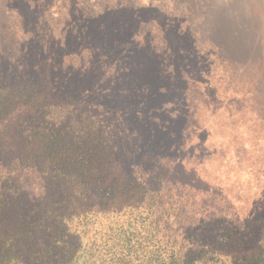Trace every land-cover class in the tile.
I'll list each match as a JSON object with an SVG mask.
<instances>
[{"label": "trees", "instance_id": "obj_1", "mask_svg": "<svg viewBox=\"0 0 264 264\" xmlns=\"http://www.w3.org/2000/svg\"><path fill=\"white\" fill-rule=\"evenodd\" d=\"M12 1L15 56L0 55V264H264V134L254 112L229 113L215 100L203 104L217 105L209 114L218 128L172 121L164 53L151 41L159 31L147 32L149 54L118 43L128 26L112 16L134 0L102 10L97 0ZM204 30L221 37L216 26ZM187 31L168 26L181 41L176 57L166 55L171 77L197 64ZM213 52L232 64L223 44ZM126 55L147 56V78L120 63ZM181 60L191 64L171 65ZM137 81L144 86L130 95ZM183 98L174 104L185 109Z\"/></svg>", "mask_w": 264, "mask_h": 264}, {"label": "rangeland", "instance_id": "obj_2", "mask_svg": "<svg viewBox=\"0 0 264 264\" xmlns=\"http://www.w3.org/2000/svg\"><path fill=\"white\" fill-rule=\"evenodd\" d=\"M149 1L152 6H148L146 0H134L133 5L135 8L130 10L128 8L132 6L131 2L126 7L121 5L122 8L119 7L118 12H115V15L112 17H118L124 29L125 26H128L125 34L117 35L118 43L120 39V42L125 46L126 44L131 45V47L139 46L147 54H149L150 43V40L147 38L148 30L150 28H156L159 31V34L154 38L152 37L153 39L151 41H155L156 48L164 53L161 59L163 63L161 68L165 71V76L160 79L164 84L170 85L168 86V90L171 94L170 96H166L165 103L168 108L174 110V112L170 113L174 119L172 121L177 122L178 120L176 119L180 118L181 120L178 124H184L187 121L186 119H188L189 123L193 124L194 121L199 120L203 123H210L215 128H218L219 125H216L213 116L209 114L217 105L213 106L214 103L211 105L203 104L218 100L223 103L221 105L222 108L230 107L228 108L229 113L233 105H236L234 106L236 113L239 112V107L248 106L254 112L255 120L259 123V129L264 134V124H262L264 123V85L251 83L254 78H258L259 76L264 78V0H195V5L192 6V8L196 7L197 10L195 9V11L190 7H177L181 4L180 0ZM111 3L114 4L113 1ZM15 4L12 0H0V55H3L9 50L11 54L10 58L15 56L12 47L16 42V35L13 36L11 31L17 26V22H14V20L20 14L19 8L17 7L16 9ZM92 4L97 10L105 8L103 5H106V7L112 6H108V0H97ZM239 7L241 8L239 9ZM235 9L240 10V21L244 27L239 33L233 32L235 26L233 10ZM174 11L176 12L175 14H173ZM9 13L13 15V20ZM191 13L193 15L189 16ZM173 16L178 17V19H176L177 21L174 24H171V18ZM198 17L201 18V21H198ZM8 18L11 23H6ZM254 21L259 23H254ZM206 24L216 26V30L221 32V37L211 39L209 38L210 35H205L204 26ZM247 24H250L249 27H247ZM178 25L183 26V29H188L185 33L188 35L190 42L192 40L196 45L192 54L197 53V55L193 56L195 61L197 60V64L190 67V72L185 69V72H187L186 76L179 75L178 73L175 77H171L169 75L173 73L170 72L171 70H168L171 66L166 59V55L168 57L170 55L176 57L174 52L181 46V41L175 39V43H173L171 39L172 34L168 32V26L174 27ZM206 29L209 30L208 27ZM185 33L181 37H185ZM221 43L226 52V59H230L232 64L225 60L218 61L217 56L213 52L214 45H222ZM120 45L122 46V44ZM144 46L145 49L143 48ZM122 48L125 47L122 46ZM86 49L88 50L87 52L90 51L88 48ZM128 57L130 56H123L120 63H128L127 65L131 66L138 73L139 69L142 68L141 72L147 78V64H140V62H143V58L147 60V56H133L129 61H123ZM199 59L206 60L205 64L201 65ZM182 61L171 63V65H181L184 67V64H191V61ZM245 61L249 62L250 65L247 69L239 63ZM127 65H125L126 68ZM173 68L176 69L174 66ZM241 70H244V73H241ZM181 82L187 84L188 87L184 88L187 90L182 91L180 86ZM141 86H144V84L137 81L136 85L130 90V95ZM208 93H214L210 96L211 98L209 100L206 96ZM180 94L184 97V104L189 105L185 109L174 104V98L180 97ZM142 100H144L143 102H147V95H142ZM232 100L234 103H231ZM183 110H186L184 116L182 115ZM172 129L177 130L178 125ZM219 130L224 129L221 127ZM185 133L183 132V134ZM191 135V131L184 135L188 141V145L194 143L193 147L197 146L199 137L193 134L194 139H192L190 138ZM222 135L223 131H219L213 138L220 140L219 138ZM193 147H189L191 148L190 150L186 149L184 151H187V153L191 151L192 155H197L198 148L195 147L193 149ZM177 156L179 155L176 154L171 159H176L178 158ZM167 165L169 166V164Z\"/></svg>", "mask_w": 264, "mask_h": 264}]
</instances>
